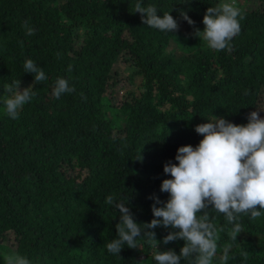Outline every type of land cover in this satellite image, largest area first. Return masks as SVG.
I'll return each mask as SVG.
<instances>
[{
    "label": "trees",
    "instance_id": "trees-1",
    "mask_svg": "<svg viewBox=\"0 0 264 264\" xmlns=\"http://www.w3.org/2000/svg\"><path fill=\"white\" fill-rule=\"evenodd\" d=\"M137 2L0 0V264L3 252L26 256L31 264H156L143 237L137 249L125 246L120 256L107 251L119 210L106 197L123 200L137 223L150 222L149 197L168 198L160 191L162 180L171 178L163 172L165 162L176 163L180 146L203 139L194 127L215 116L246 124L261 98L264 6L235 0L244 14L241 31L230 49L214 51L195 29L203 31L206 9L221 0H139L156 6L160 16L174 9L179 30L173 33L144 25L134 12ZM181 9L194 26L180 18ZM25 20L34 35L25 34ZM123 52L140 88L113 105L106 90ZM26 59L47 79L34 85L36 95L14 120L4 112V85L33 83V75L24 73ZM57 78L67 79L75 92L55 98ZM211 216L218 229L213 264L229 245L226 264H264V214L255 220L242 215L237 240L228 235L223 214ZM10 230L14 250L3 242ZM154 231L161 250L179 254L182 240L164 245L170 229Z\"/></svg>",
    "mask_w": 264,
    "mask_h": 264
},
{
    "label": "clouds",
    "instance_id": "clouds-1",
    "mask_svg": "<svg viewBox=\"0 0 264 264\" xmlns=\"http://www.w3.org/2000/svg\"><path fill=\"white\" fill-rule=\"evenodd\" d=\"M134 12L141 14L142 23L150 28L167 33L179 30V22L171 12L160 16L154 5L145 7L138 0ZM179 12L182 20L195 25L186 11L181 9ZM243 19L244 14L235 0H221L206 9L202 21L204 29H195V35L211 50L230 49L231 41L241 31L240 20ZM22 27L26 35L35 34L27 20ZM20 43L23 47V41ZM23 69L24 73L33 75L31 85L21 87L20 80L4 85L8 94L2 101L4 112L14 120L36 95L34 85L47 79L43 69L32 59L25 60ZM73 92L75 87L70 86L67 79H56L52 88L55 98ZM260 112L264 111L248 113L246 124H234L218 116L197 124L194 131L203 139L195 147L190 144L180 146L175 155L176 163L167 161L163 166L164 174L171 178L162 180L160 191L167 193L168 198L162 201L159 197H149L154 200L150 222L137 223L123 200L114 195L107 196L105 203L119 210L116 238L106 243L107 251L120 256L125 246L137 249V239L143 237L155 250L153 259L156 264H181L182 259L188 260L189 264H213L218 250V229L211 213L224 215L231 225L228 235L232 240H237L238 234L243 232L239 222L242 215L255 220L264 214V117ZM137 160H142V156ZM158 227L170 229L163 237L164 245L176 240L184 242L179 254L173 249L158 247L161 241L157 240L154 231ZM229 248L230 245L224 248L219 264H226ZM4 259L5 264H31L26 256L18 253Z\"/></svg>",
    "mask_w": 264,
    "mask_h": 264
},
{
    "label": "rangeland",
    "instance_id": "rangeland-1",
    "mask_svg": "<svg viewBox=\"0 0 264 264\" xmlns=\"http://www.w3.org/2000/svg\"><path fill=\"white\" fill-rule=\"evenodd\" d=\"M243 1V0H241ZM246 6L252 7L253 9H261L264 3L259 0H248ZM128 54L121 53L116 62L113 64L110 71L111 78L109 80V85L106 90V95L110 98V102L113 105H118L124 99L126 93L129 90L138 91L140 88V77L138 75L130 76L129 64L127 62ZM32 84V81L24 80L21 81V87H28ZM7 94V93H6ZM261 98L258 100L254 110L264 111V91L261 92ZM260 115L264 117V112H260ZM211 121V120H209ZM13 231L6 232L3 242L11 246L12 250L15 249V238ZM7 256L6 252L2 253L3 259Z\"/></svg>",
    "mask_w": 264,
    "mask_h": 264
}]
</instances>
